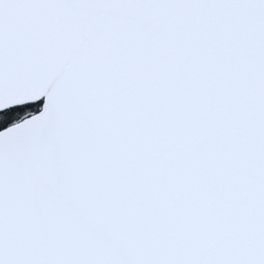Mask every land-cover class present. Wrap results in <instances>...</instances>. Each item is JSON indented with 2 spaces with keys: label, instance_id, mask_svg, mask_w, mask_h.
I'll return each instance as SVG.
<instances>
[{
  "label": "snow or ice",
  "instance_id": "6c2138e0",
  "mask_svg": "<svg viewBox=\"0 0 264 264\" xmlns=\"http://www.w3.org/2000/svg\"><path fill=\"white\" fill-rule=\"evenodd\" d=\"M0 264H264V0H0Z\"/></svg>",
  "mask_w": 264,
  "mask_h": 264
}]
</instances>
